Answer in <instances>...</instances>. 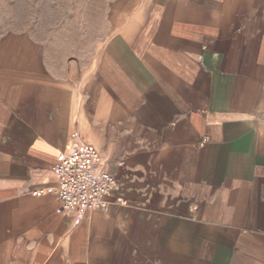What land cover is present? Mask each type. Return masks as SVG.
I'll return each instance as SVG.
<instances>
[{
	"label": "crops",
	"instance_id": "1",
	"mask_svg": "<svg viewBox=\"0 0 264 264\" xmlns=\"http://www.w3.org/2000/svg\"><path fill=\"white\" fill-rule=\"evenodd\" d=\"M91 68L0 40V264H264V0H111ZM65 142L118 186L59 212Z\"/></svg>",
	"mask_w": 264,
	"mask_h": 264
},
{
	"label": "rangeland",
	"instance_id": "2",
	"mask_svg": "<svg viewBox=\"0 0 264 264\" xmlns=\"http://www.w3.org/2000/svg\"><path fill=\"white\" fill-rule=\"evenodd\" d=\"M110 1L0 0V40L26 36L70 68H91L109 34Z\"/></svg>",
	"mask_w": 264,
	"mask_h": 264
},
{
	"label": "built area",
	"instance_id": "3",
	"mask_svg": "<svg viewBox=\"0 0 264 264\" xmlns=\"http://www.w3.org/2000/svg\"><path fill=\"white\" fill-rule=\"evenodd\" d=\"M102 162L101 153L92 144L64 143L53 168L58 179L59 212L75 216L79 222L89 211H108L104 197L115 191L118 182L99 169Z\"/></svg>",
	"mask_w": 264,
	"mask_h": 264
}]
</instances>
